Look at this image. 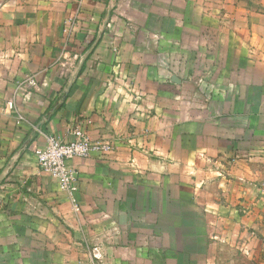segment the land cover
I'll use <instances>...</instances> for the list:
<instances>
[{"label":"crops","instance_id":"obj_1","mask_svg":"<svg viewBox=\"0 0 264 264\" xmlns=\"http://www.w3.org/2000/svg\"><path fill=\"white\" fill-rule=\"evenodd\" d=\"M216 1L0 0V264H83L93 249L96 264H189L190 248L165 245L184 206L204 224L203 264L219 243L252 252L237 211L264 195V0ZM219 10L223 46L253 79V105L239 88L235 113L179 73L200 16ZM11 99L23 120L4 110ZM77 118L112 150L70 160L75 212L33 150Z\"/></svg>","mask_w":264,"mask_h":264},{"label":"rangeland","instance_id":"obj_2","mask_svg":"<svg viewBox=\"0 0 264 264\" xmlns=\"http://www.w3.org/2000/svg\"><path fill=\"white\" fill-rule=\"evenodd\" d=\"M223 2L233 7V5L235 6L233 3L236 1L217 0L216 6L218 4L222 6ZM204 3L206 2L204 1ZM206 6L204 4V7ZM226 17L228 18V16ZM209 18L205 20L200 16L198 24L199 30L191 33L193 40H188L187 46L183 48L184 52L182 56L184 63L180 64L181 69L179 73L182 75H193L187 80L190 81V85L201 90L198 92L200 100L205 101L209 97V99L214 101L212 105L215 112L222 110L223 102H230L231 108L228 112L235 113L238 112L239 103L238 96L235 94H237L236 90L238 91L239 88H245L246 90V95L242 96L244 100L241 103L246 104L248 108L253 105L255 96L249 94L252 91L250 86L253 85L252 75L248 71H245L244 67H241L237 62L240 52L238 47H232L229 51L228 47L223 46L224 37L222 30H220L222 25V10L216 11L215 16H209ZM236 19L237 15L232 13L230 18L232 26L234 21H237ZM187 33L188 37H190V33ZM230 33L231 39H233V33L238 35V32L233 30ZM226 34L229 35V33ZM191 42L193 43L192 46L190 45ZM234 43L237 44L238 42L234 41ZM74 66L72 64L71 69ZM244 76H246V80ZM224 86L228 87L225 90L230 89L229 96L223 93L221 95L218 93L212 95L214 88L216 89L215 92L220 93L225 91L222 89ZM223 95H225V100H223ZM248 201L251 204L248 207H240L237 213L239 216H245L243 218L246 220L242 224L244 227L241 228L244 231L243 240L249 242V239H246L249 236H251V239H254L255 245L253 246L252 252L248 253L244 249H236L235 247L226 249L224 244L219 243V245L216 244L215 246V264H264V195L258 199L250 198ZM195 211L189 206L182 208L183 225L180 232L178 230L176 231V234L180 235V237L176 240L167 239L165 245L174 247L176 244L175 246L178 248H190L187 254V258L190 261L189 264H203L202 260L207 256L205 253L206 244L203 240L197 241V239L199 238L198 235L204 231V224L201 220V215ZM167 233L171 234L169 229ZM191 235L198 237H191ZM168 259L170 258L168 257Z\"/></svg>","mask_w":264,"mask_h":264},{"label":"built area","instance_id":"obj_3","mask_svg":"<svg viewBox=\"0 0 264 264\" xmlns=\"http://www.w3.org/2000/svg\"><path fill=\"white\" fill-rule=\"evenodd\" d=\"M33 76L27 78V84L36 86ZM4 110L17 113L19 120L24 116L17 109L14 99L5 102ZM90 121L86 118H77L68 132V138L58 139L52 134H43V140L33 150L37 167L57 182L60 191L64 192L76 212L80 209L75 193L78 190V174L69 166L73 158H85L92 153H106L112 150V144L105 140H92L87 127ZM39 133H41L39 131ZM42 134V133H41ZM90 259L83 264H96L99 256L91 252Z\"/></svg>","mask_w":264,"mask_h":264},{"label":"water","instance_id":"obj_4","mask_svg":"<svg viewBox=\"0 0 264 264\" xmlns=\"http://www.w3.org/2000/svg\"><path fill=\"white\" fill-rule=\"evenodd\" d=\"M173 82H175V83H179L180 82V80L178 79V78H176L175 76L174 77H172V79H171ZM69 90V86L67 87V89H66V91H65V93H64V95H63V98H65L66 97V95H67V91Z\"/></svg>","mask_w":264,"mask_h":264}]
</instances>
